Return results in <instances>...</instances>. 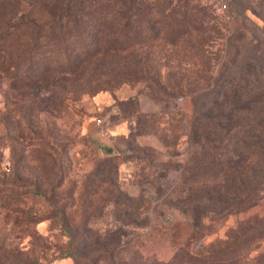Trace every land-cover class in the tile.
Returning <instances> with one entry per match:
<instances>
[{
    "label": "rangeland",
    "instance_id": "obj_1",
    "mask_svg": "<svg viewBox=\"0 0 264 264\" xmlns=\"http://www.w3.org/2000/svg\"><path fill=\"white\" fill-rule=\"evenodd\" d=\"M53 1L0 0V264H169L183 246L188 264H264V0H147L139 46L93 51L85 25L74 68L29 84L21 18L46 21Z\"/></svg>",
    "mask_w": 264,
    "mask_h": 264
},
{
    "label": "trees",
    "instance_id": "obj_2",
    "mask_svg": "<svg viewBox=\"0 0 264 264\" xmlns=\"http://www.w3.org/2000/svg\"><path fill=\"white\" fill-rule=\"evenodd\" d=\"M18 4L22 2H28L29 0H16ZM153 9V6L147 0H54L50 3L49 17L46 21L38 23L37 21L27 20L29 14L24 15L21 19L28 23L27 29L29 26L33 27V35L27 40L28 53L21 55L18 58L21 63L19 65V74L23 69L24 72L22 75L29 80V84L36 83L47 79V76L53 71L57 70L56 66H59L62 69L69 68L72 70L73 65L71 60L68 59L70 54L77 49L80 55H84V52L87 53L89 45L84 41H87V37H81V34L76 35L79 30H81L85 25L88 27H94L96 35L91 39L90 47L93 48V51L99 53H120L135 48L140 45V36L133 29H129L130 25H133V28H136V25L140 22L138 18V13L136 11L144 10V15L147 17L150 16V11ZM134 10V11H133ZM150 21L151 19H147ZM192 18H188L185 15V18L181 21L180 32L178 35V40L184 38L186 35L185 26L188 25V22ZM8 27V24H5ZM8 30V29H6ZM8 34L10 32L8 31ZM148 37H145V41L154 40L155 33L150 32L146 34ZM77 36V37H76ZM73 37V39H72ZM177 42V41H176ZM54 52L49 53L47 48ZM92 51V52H93ZM17 61V62H18ZM40 72L38 75L40 77L30 80V78L36 77L34 74ZM263 92L257 95V98H263ZM201 97L199 95L195 96ZM257 98L253 99L256 100ZM241 103L243 98H239ZM252 100V101H253ZM249 100H245L247 104ZM214 108L217 107L215 102H211ZM244 103V104H245ZM215 118V117H214ZM212 118L213 120H215ZM199 121L196 113L188 119L189 123V135L190 140L199 143L200 147L203 146L204 134L203 130H200L197 122ZM212 129H210L212 141L216 140V130L220 129L221 125L218 122H212ZM228 126V131H230L231 119L226 120L223 130ZM113 149L111 147L105 146L103 148V154L106 157L112 156ZM196 154V152H195ZM228 172V171H227ZM226 173V172H225ZM223 176V175H222ZM238 176L239 182L243 179L240 175V172L236 174ZM236 176L232 179L225 174L223 176V182L229 187L223 186L225 191L218 192V205L216 209L214 207H208L209 212L213 214H218L221 211L225 210V207L230 205V201L226 197L230 189H232L236 183ZM222 187V188H223ZM240 187V185H239ZM248 197V195H247ZM260 197L259 192H253L251 194L250 204L254 205ZM195 228H198L197 223L194 224ZM198 259L201 257L199 254L196 255ZM193 262V258L189 256V252L185 247H181L169 264H188ZM200 264V260H197Z\"/></svg>",
    "mask_w": 264,
    "mask_h": 264
},
{
    "label": "built area",
    "instance_id": "obj_3",
    "mask_svg": "<svg viewBox=\"0 0 264 264\" xmlns=\"http://www.w3.org/2000/svg\"><path fill=\"white\" fill-rule=\"evenodd\" d=\"M230 0H220V11L226 12L229 9ZM101 123V120H98Z\"/></svg>",
    "mask_w": 264,
    "mask_h": 264
}]
</instances>
